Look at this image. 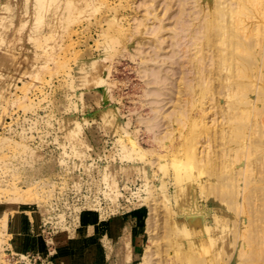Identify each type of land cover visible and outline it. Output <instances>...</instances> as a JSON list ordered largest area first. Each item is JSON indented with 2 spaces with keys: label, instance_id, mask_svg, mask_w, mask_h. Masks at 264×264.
<instances>
[{
  "label": "rangeland",
  "instance_id": "374dc122",
  "mask_svg": "<svg viewBox=\"0 0 264 264\" xmlns=\"http://www.w3.org/2000/svg\"><path fill=\"white\" fill-rule=\"evenodd\" d=\"M256 2L244 49L214 0H0V264H264Z\"/></svg>",
  "mask_w": 264,
  "mask_h": 264
},
{
  "label": "bare ground",
  "instance_id": "6f19581e",
  "mask_svg": "<svg viewBox=\"0 0 264 264\" xmlns=\"http://www.w3.org/2000/svg\"><path fill=\"white\" fill-rule=\"evenodd\" d=\"M186 1H187V0H185V1H184V0H179V5L177 6V7L179 8V10H178V8H177V11H178V12H177V14H176V19H178V20H176V22H177L176 24L178 25V24L180 23L179 26L181 27V30H182L183 32H184V30H186L190 25H194L195 27H196V25H197V27H200V25H201V23H200V19H199L198 17H197L196 19H193L192 17H190V18L188 17V20H187V19H186V20L190 23V25H189V26H185V24H187V22L185 21V17H184V14H183V12H184V11H183V10H184L183 8H184V6H185V2H186ZM256 1H257V0H255V1H254V0H214V6H215L214 8L216 9V10L214 9V11H216V13H217V16H216V17L219 18V19H217V18L215 17L216 20H217V21H216V22H217V26L219 25V21H220V24H221V18H222V17L224 18V17L227 16L226 18H224V19H225V23L223 22L224 19L222 18V19H223V21H222L223 24H221V25H223V27H222L221 25L218 26V27H222V29L220 28V29H221L220 32H222V30H223V33H221V36H223V35L225 36L224 31H226V30H228V29H230V28H233V29H232L233 31L230 29L231 32L228 30V31L231 33V34H230V33L228 34V35H229V38H231V39H229V41L232 40V41H231L232 44H234V43L236 44V40L233 41L234 38L232 39V36H233V37L235 36V37L237 38L238 35H235L237 32H234V30H239V29H240V30H242V32H241V33H237V34L241 35V36H239L238 38L240 39L241 43L244 44L245 42H242V41L248 37V35H247L248 31H247V33H246V30H247V28L249 27V26H248V25H249V19L253 16L251 11H252V9L256 8L255 6H257V5H256V4H257ZM254 4H255V6H254ZM252 5H253L254 7H253ZM251 6H252V8H251ZM192 9H193V8H192ZM217 9H218V10H217ZM254 10H255V9H254ZM254 10H253V12L256 11V10H255V11H254ZM196 12H197V11H196ZM199 12H201V10H199ZM255 13H256V12H255ZM177 15H178V17H177ZM250 15H251V17H250ZM254 15H256V14H254ZM253 18H254V16H253ZM198 19H199V20H198ZM201 19H202V18H201ZM194 20L196 21V24H192V22H193ZM202 20H203V19H202ZM208 21H209V20H208ZM208 21H203V22H208ZM185 22H186V23H185ZM224 24H227V25H224ZM155 26H156V25H155ZM182 26H183V27H182ZM184 26H185V27H184ZM156 27H157V26H156ZM158 27H160V26H158ZM226 28H227V29H226ZM240 30H239V31H240ZM153 31H154V30H153ZM228 31H226V32H228ZM239 31H238V32H239ZM193 32H195V31H189V33H193ZM232 33H233V35H232ZM222 34H223V35H222ZM230 36H231V37H230ZM225 37H226V36H225ZM192 38H193V40H196V39H197V37H196L195 34L192 35ZM238 38H237V39H238ZM241 39H243V40H241ZM225 41H226V40H225ZM229 41H228V42H229ZM240 41H239V44H240ZM244 41H245V40H244ZM195 42H196V41H195ZM195 42H193V43L195 44ZM231 42H230V43H231ZM224 43H225V44H228V43H226V42H224ZM232 44H230V45L228 44V45H229L228 47H230V46L233 47L234 45H232ZM239 44H236V46L238 45V47H241ZM236 46H234V47H236ZM234 47H233V48H234ZM245 47H246L245 44H244V47H243V45H242V48L245 49ZM233 48L230 47V49H232V50H233ZM236 48H237V47H236ZM230 49H228V52H227V54L229 53V57H230V55L233 54V53H232L233 51L229 52ZM244 49H242V50H244ZM234 50H235V49H234ZM236 50H240V48H239V49L237 48ZM234 53H235V51H234ZM233 55H234V54H233ZM246 56H247V55H246ZM247 58H248V57H247ZM241 59H243L244 62L248 60V59H246V57H244V56H243ZM241 61H242V60H241ZM241 61H240V62H241ZM244 62H243V63H244ZM236 64H237V65L240 64L239 61H237ZM241 64H242V62H241ZM244 64H245V63H244ZM244 64H243V65H244ZM247 64H248V62H246V64H245L244 66H246ZM237 65H234V68H235V69H238L237 67L240 66V65H238V66H237ZM243 65H242V66H243ZM236 66H237V67H236ZM242 66L240 67V68H241L240 71L242 70ZM232 70H233V68H232ZM244 70H245V72H246V74H247V71H246V70H247V67H246V69L244 68ZM230 71H231V69H230ZM233 71H234V70H233ZM234 72H235V71H234ZM241 72H242V71H241ZM243 72H244V71H243ZM243 72H242V75L244 74ZM230 73H232V71H231ZM235 73H237V71H236ZM235 73H233V74H235ZM235 75H236V76L238 75L239 77H241V75H240V73H239V70H238V73L235 74ZM244 75H245V74H244ZM229 76H230V77H233L234 75L232 76V74L230 75V74L228 73V76H227V77H229ZM236 76H235V77H236ZM238 76H237V77H238ZM245 76H246V75H245ZM227 77H226V78H227ZM235 77H233L235 80H234V79H231V78H230V79L228 78V79H229V83H230V81H231V83H232L233 80L236 81L237 79H236ZM239 77H238V79L241 80L242 78H239ZM243 78H244V76H243ZM246 79H247V77H246ZM246 79H245V80H246ZM240 80H238L239 83H244V82H241ZM243 80H244V79H243ZM243 80H242V81H243ZM245 80H244V81H245ZM236 82H237V81H236ZM236 82H235V83H236ZM231 83H230V85H231ZM239 83H237V85H238ZM226 84L228 85V82H226ZM225 86H226V85H225ZM228 86H229V85H228ZM232 86H236V84L233 83V85H231L230 87H232ZM223 87H224V86H223ZM226 87H227V86H226ZM230 87H229V88L227 87V90L229 89V90L231 91V90L233 89V87H232V88H230ZM234 88H235V87H234ZM229 90H228V91H229ZM233 90H235V89H233ZM230 91L227 92V93H231ZM233 92H234V91H233ZM227 93H226V95L228 96ZM233 95H237V94H234V93H232L231 95L229 94L230 98L233 97ZM243 95H244V94H243ZM243 95H242V96H243ZM242 96L240 95V98H241ZM245 96H246V95H245ZM245 96L242 97V98L240 99V102H241V103H242V101H243V103H244V104L242 103L243 105H245V103H246V102H245V101H246V97H245ZM236 97L239 98V95H237ZM227 99H229V97H227ZM234 99H235V98H234ZM234 99L232 98L231 103L229 102V104H231V106H232V104H235V102L232 103ZM229 100H230V99H229ZM241 100H242V101H241ZM258 100H259V99H258ZM235 101H236V102H239L238 100H235ZM227 102H228V101H227ZM241 103H240V104H241ZM238 104H239V103H237L236 105H238ZM243 105H242V106H243ZM239 106H241V105H239ZM237 107H238V106H235V105H234L233 109H234V108H237ZM239 108H240V107H239ZM246 110H247V109H246ZM247 111H248V110H247ZM72 140H74V139H72ZM72 140H71V141H72ZM74 142H76V141H74ZM74 142H73V143H74ZM73 143H72V146L75 145V144L73 145ZM131 144H132V143H131ZM131 144H130V145H131ZM119 145H120V144H119ZM121 145H122V144H121ZM75 147H77V146L75 145ZM122 147H124V145H122ZM131 147H132V146H131ZM133 147H135V146H133ZM129 148H130V147H129ZM129 150H130V149H129ZM123 151H124V150H123ZM133 151H134V150H133ZM134 153L137 154L136 151H135ZM137 155H138V154H137ZM90 163H91V161H90ZM90 163L87 164V165L89 166ZM87 165L85 166V168L87 167ZM92 166H93V165H92ZM89 167H90V166H89ZM87 169L89 170V168H86V170H87ZM115 182H116V181H115ZM115 182H114V183H115ZM112 183H113V182H112ZM114 183H113V184H114ZM115 185H116V184H115ZM115 185H114V186H115ZM115 187H116V186H115ZM130 187H131V186L128 185V188H130ZM119 189H120V188H119ZM114 191H115V190H114ZM127 191H128V194H130V195L133 194V193L130 192V190H127ZM110 192H111V191H110ZM119 192H120V193H119ZM119 192H118V193L116 192V193H117V194H120V197H121V195H122V198H123V196L125 195V192H124L123 188L120 189ZM110 194H112V192H111ZM114 194H115V193H113V195H114ZM117 194H115V195H117ZM116 197H117V196H116ZM120 197H119V199H120ZM112 198H115V197L112 196ZM114 201H115V200H114ZM151 205H152V204H151ZM115 207H116V206H115ZM151 217H153V216H151ZM148 219H149V218H148ZM151 219H152V218H151ZM151 219H150V220H151ZM150 223H151V221H150ZM152 223H153V222H152ZM149 225H150V227H151V224H149ZM113 227H116V225L113 226Z\"/></svg>",
  "mask_w": 264,
  "mask_h": 264
},
{
  "label": "built area",
  "instance_id": "2783aa9c",
  "mask_svg": "<svg viewBox=\"0 0 264 264\" xmlns=\"http://www.w3.org/2000/svg\"><path fill=\"white\" fill-rule=\"evenodd\" d=\"M119 200H120V203L124 204V200L122 198H120ZM55 230L56 229L53 226L51 227L50 224H48V222H45L43 219L38 224V233L42 237L43 241L45 242L44 247L48 246V241H50L52 235L56 233ZM45 252L47 254L45 257H48V255L50 254L49 250L47 249L45 250ZM11 262L12 264H36L37 262L38 264L43 263V261L40 258H38L37 254H34V252L32 251L26 254H23L22 256H19V257L11 256Z\"/></svg>",
  "mask_w": 264,
  "mask_h": 264
}]
</instances>
